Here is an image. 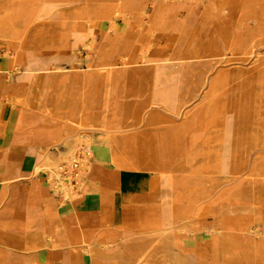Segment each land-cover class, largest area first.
<instances>
[{
  "label": "rangeland",
  "instance_id": "obj_1",
  "mask_svg": "<svg viewBox=\"0 0 264 264\" xmlns=\"http://www.w3.org/2000/svg\"><path fill=\"white\" fill-rule=\"evenodd\" d=\"M123 1L126 9L131 6L126 15L122 11H117L109 16L110 19L113 18L112 21L94 17L91 21H84L77 34L72 33L63 37L64 31L61 26L72 20L68 19L69 14L82 13L86 16V13L95 12L92 14L94 16L101 13L103 8L110 9L109 5L112 4L88 0H0V145L3 144L0 154H5L4 149L16 148L17 134L25 133L27 136L20 137L19 141L30 148L34 159V165L28 173L36 174L34 178L27 180L38 185L43 184L47 192L56 196L60 205L80 200V190H74L58 172L61 170L60 165L61 168L66 166L69 168V154L67 155L65 150H55L59 144L75 145V149L85 146L86 140L82 144L81 135L88 130L78 121L80 113L72 108L73 113H68L53 123L38 116L34 110L27 111L25 103L33 97L34 78L42 75L44 66L51 68L52 72H58L57 67L68 65L70 73L81 72L96 59L95 50L98 49L104 31L109 35H114L115 31L121 32L122 39L125 40L123 43L133 47L135 56L142 51L141 49H147L148 59L144 64L139 65L135 58L133 62L137 64L121 62L119 66L114 67L112 74L116 76L113 79L121 80L119 85L72 81L63 87L64 93L61 98L56 97V89L53 88L44 102L53 107L56 113H61L64 112L63 106L69 102L72 92L85 95L94 92L101 97L98 106H103L105 103L117 108L133 99L132 96H126L124 91L119 92L127 85L132 86L130 82L136 84V89L144 90L146 94L139 98L144 104L139 109L140 121L131 120L132 125L117 127L116 130L121 135H130L134 133L131 131H136L137 138L134 145L138 154L135 156L139 159L150 157L153 153L159 156L160 160L161 156L167 159L165 161L170 165V175L159 169L148 171L152 176L151 179L154 177L156 183L150 187L151 191L154 187L162 188L165 185L164 175H167L171 181L180 176L186 187L184 195H178L176 187H170L171 195L168 203L162 201L164 194L160 192L154 195L159 200L156 204H152L149 200L150 192L146 195V199L137 202L136 211L142 213L143 217L138 219L135 234L125 235L123 243L133 245L141 235L152 228V225H148L149 220H166L160 217L145 218V214L169 213L173 219L180 220L178 213H182L186 215V221L195 223L196 229L192 235L200 242V246L208 247L206 228L212 225V221L217 216L224 213L227 222L235 223L240 219L239 216L245 217V213L264 211V190L258 193L259 187L261 185L264 187V180L257 178L264 175V169L260 168L264 164V158H256L262 148L251 150L245 168L243 165L239 171L241 173L224 183L206 172L209 165L205 161L206 157L212 154L208 147L209 142L216 144L220 139L210 141L217 136L214 132L226 129L215 130L219 123L216 119V107L221 94L211 92L213 84L223 74L221 78L223 81H219L217 86L220 93L223 90L220 88L225 85L233 89L231 103L224 102L231 106L239 102L243 104L251 101L255 88L264 86V0H255L254 6L250 5V8L241 5L245 0H162L167 5L166 14L156 20L151 31L145 28L151 26L152 22L140 12L143 10L148 14L153 13L155 0ZM111 12L114 10L112 9ZM211 26L218 34V49L211 47L208 36ZM5 34L11 35L5 36ZM57 38H60L59 41L56 40ZM89 41H91L89 48L83 45ZM119 51L120 49H117L113 53L114 58L118 56ZM5 52H8L6 57ZM241 53L245 56L237 57ZM70 73L68 76L71 75ZM102 73H107V69L104 68ZM226 73H233L236 77L226 76ZM259 74L262 80L258 79ZM47 78H43V84L48 82ZM7 84V90H4ZM248 91H252V94ZM226 92L223 91L224 94ZM156 93L162 96L170 95L171 99L165 106L156 107L152 102L147 105V102L151 101V95ZM17 95L22 99L16 100ZM96 97L92 96L91 99ZM80 100L81 98L78 97L77 105ZM98 106L91 104L90 114L100 109ZM253 113V109L249 110L247 117H242L239 121L232 119L228 123L233 127L243 124L253 126L256 122ZM9 114L15 116V120L18 115H22L21 119L25 122L20 125L17 124L18 122L8 123L6 116ZM114 119V123L117 124L119 115ZM230 132L229 130V134ZM108 152L112 165L121 168V162L113 159L112 151ZM198 154L200 159L196 162L195 156ZM6 155L16 159L9 153ZM97 155L104 153L98 151ZM83 158L82 164L86 168L80 170L82 186L91 175L97 160L89 154ZM125 161L126 164L130 162L129 159ZM178 162L181 163L178 168H184L181 169L183 171L174 169ZM130 167L133 168H125L137 170L135 166ZM138 176L142 177V175ZM46 178L49 180L48 184L45 182ZM248 190L247 196H240L237 193ZM51 214L54 215L55 223V213H42L41 231L45 230L44 219L49 220ZM255 220L256 222L249 226L246 233L235 230L228 233L232 237L233 252L236 253L225 252L221 264L252 263V260L246 256V251L251 253V248L247 243L248 239L245 238L259 239L258 234L262 231V226L258 223V219ZM3 221L0 224V264H45L30 257L29 249L25 251L27 256L24 262H21L17 258V251L7 248L12 245L9 244V240H13L16 236L14 233L16 224L9 219ZM159 226V224L154 225V228ZM59 233L53 228L52 235L55 238L60 236ZM184 234L187 233L183 232L182 235ZM60 247H62L60 243L53 246V248ZM185 247L190 248L189 245ZM66 260L72 264H81L79 255L71 256ZM206 260L207 264H210L209 255H206Z\"/></svg>",
  "mask_w": 264,
  "mask_h": 264
},
{
  "label": "crops",
  "instance_id": "obj_2",
  "mask_svg": "<svg viewBox=\"0 0 264 264\" xmlns=\"http://www.w3.org/2000/svg\"><path fill=\"white\" fill-rule=\"evenodd\" d=\"M103 2L109 3L105 0H103ZM156 2L157 0L154 1V3ZM242 4L245 7V3L241 2V5ZM129 8L131 9V6ZM102 10L110 11L111 7L110 9H107L106 7ZM109 36L110 39L108 40V53L111 57H113V53L117 51V49H120L121 51V47L123 44H125L123 43L125 40L122 39L121 32L118 31H115L114 35ZM140 53L135 56V51L132 47L129 53L131 60L138 58ZM132 64H135V62H132ZM85 67L86 69L84 68L81 72L70 73V70L68 71V73L71 74L69 76L71 83L72 81H81L82 83H101L103 85L117 83V85H119V82L121 81L118 78L113 79V77L116 75H113L112 71L116 66L111 67L110 71H108V66L101 63L92 67ZM104 68L107 69V73L105 74L102 73ZM108 73L109 79L107 81ZM86 74L88 75L86 76ZM220 77L211 88L212 93L215 91L221 94L218 98L219 102L217 105H219L223 100L228 101V99L230 100L233 98V89L227 88L226 85L220 88L223 89L221 90V93L218 90V82L223 81L221 79L222 77ZM130 83H132V86L127 85V87L122 88L123 90H119L121 93L124 91L126 96L133 97L132 100L127 101L122 107L115 108L114 106H110L109 104L105 103L103 106H98L100 104L101 97L96 95L94 92H92L93 94L90 95L72 92L70 100L67 102V108L64 110V112L62 111L61 113H56L55 111V114L63 118V116L66 115L65 113H73L72 108H75L80 113L79 116H81L82 114L79 111V108L82 103L86 101L88 105L92 104L100 107V109L95 111L94 114L89 113L94 118V120L102 119V116L99 112L103 111L105 108L106 117L103 118L104 125H106V128H104L106 129L105 131L118 133L116 130L117 127L130 126L133 124L131 123V120H134L135 122L140 121L139 109L144 105L139 100V98L141 95H145L146 92L144 90L141 91L140 89H136L135 83ZM224 90L227 91L225 94L223 93ZM92 96L97 97L91 99ZM151 96V101H148L147 105L152 102V104H154L156 107L159 105L165 106L169 99H171L170 95L162 96V94L159 93L152 94ZM78 97H80L81 100L77 105L76 102ZM84 98H87V100H84ZM217 111L218 106L216 107V112ZM36 114L53 123L61 119L59 118L58 120H53L52 117H49L46 114L37 112ZM117 115H119V121H117L116 124L114 123V118ZM23 117H25V115H23ZM21 118L22 115H18L17 119L15 120V116L9 114L6 116V121L8 123L18 122L17 124L20 125L22 122H25L22 121ZM231 120L228 122L230 123ZM229 126L231 129L234 128L232 124H229ZM216 128H218V125ZM86 129L89 132L93 131L92 129ZM229 130L230 129H228L227 126L225 130L214 132L217 136L210 141L217 140L221 137L230 138L228 137ZM132 132L134 133L130 135H121L119 133L121 137H119L120 139H118L117 142L120 147V154L117 151V154H115V152L109 147L107 143L97 146V150L102 151L104 155H97L98 151L94 152L93 157H96L97 160L94 163L91 175L80 189V200L77 202L69 201L64 205H60L56 196L47 192L43 184L38 185L35 182L27 180L34 178L36 174L34 175V173H28L34 165V159L32 158L30 148L19 141L20 137L24 138L27 136L25 133L22 134L19 132L17 134L18 141L15 145L16 148L14 147L10 150H3L5 154H0V224L3 223V220L5 219H9L13 222V224H16V231H14L16 236L13 237V240H9V244L12 245L7 246V248L17 251V258L21 262H24V259L27 256L25 251L29 249L31 251L29 252L30 257H33L35 261L43 262L45 264H72L66 259L77 255L80 256L81 264H130L135 257V250L144 248L150 244L149 239L142 241L143 238L141 237H139L133 245H126V242L123 243V241H125V235L135 234L137 231L136 228L138 225V219L143 217L142 213L140 214L136 211L137 202H141L146 199V195H148L150 192L149 200L152 204H156L159 200L154 195H157V193L160 192L164 194L162 201L165 200V202L168 203L171 195L170 187H176L178 195H184L186 183L181 180L180 176L176 179H172V181L168 179L167 175H170V165H167L165 161L167 159L163 158V156H161V160L159 159V156L154 155V153L153 155L151 154L150 157H146L144 159H139L136 157L135 155L138 154V150L136 145H134V142H136L137 133H135V130L131 131V133ZM189 133H191V131ZM34 136L37 137L39 135ZM200 146H202L201 143ZM0 149L2 151L3 144L0 145ZM107 150L112 151L113 159L119 160V162H121V168L112 165L110 161V155ZM214 150L215 149H213V152H215ZM261 150H263V148ZM8 153L16 159L9 158V156L6 155ZM195 158L196 162H198L200 159V154L195 156ZM127 159L130 160L128 164H126L125 161ZM207 159L208 157H206L205 161L210 168H208L206 172L216 176V178H218L219 181L221 180L222 183L229 181L231 178L241 173H233L234 167L232 161H227L226 159L225 163L217 164ZM246 160L247 159L241 163L244 164V168ZM130 166H135V169L137 170H129L125 168L128 167L132 169L133 167ZM178 166H181L180 162H178V165L174 167V169L177 168L179 171L181 169L184 170V168L180 169ZM219 167L222 168L220 169ZM152 169H159L160 171L167 173V175H164V178L166 179L165 185L162 186V188L153 186V191H151L150 187L153 184H156L154 182L155 179H153L154 177L151 179L152 176L148 174V171ZM147 174L148 176L143 177ZM138 175H142V177H139ZM258 191H260V188ZM247 192L248 191H241L237 193L240 196H247ZM42 213H55L56 216L55 223L53 219L54 215L52 214L50 215L49 220L44 219V231H41L40 229L42 224ZM245 215L247 219H245V217L239 216L238 218L240 219H237L235 223L227 222L224 218V213L220 216H217L212 221V225L206 228L205 234L209 240L207 244L208 247H205L200 246V242L195 236L192 235V232L196 229L194 225L195 223L186 221V215L178 213V218L180 219L178 220L173 219L169 213L145 214V218H166L164 221H155V219L149 220L150 222L148 225H152V228L146 231L145 234L151 235V231L157 229H164L167 231L170 230L171 234L169 237L171 238V241H160L157 243V248H154L153 255L149 259L150 264H164V259L158 252L164 248L174 249L177 251L175 264H185L186 259L192 261L193 264H197V259L198 264H207L206 255L210 256V264H217V261L212 258V251L214 249L222 248L223 252L221 262H223V255L225 252L232 254L236 253V251L233 252V248L231 246L232 237H230L228 234L230 231L235 230L240 233H246L249 226L256 222L255 219H258V223H261L262 226V231L259 233H264V211H254V213H245ZM157 224L160 226L158 228H154V225ZM53 228H56V230L60 232L59 237L57 236L55 238L52 235ZM183 232L187 234L182 235ZM247 239V243L251 248V253L246 251V256L252 260V263L250 264H255V258L252 255L254 240H251L248 237L245 238V240ZM59 243L62 245V247L53 248V246L58 245ZM185 245H189L190 248L186 249ZM127 250H130L131 252L128 253Z\"/></svg>",
  "mask_w": 264,
  "mask_h": 264
},
{
  "label": "bare ground",
  "instance_id": "obj_3",
  "mask_svg": "<svg viewBox=\"0 0 264 264\" xmlns=\"http://www.w3.org/2000/svg\"><path fill=\"white\" fill-rule=\"evenodd\" d=\"M88 1L103 2V0H88ZM105 1L112 4V5H110V7H111L110 11L102 10L103 12L101 11V13H99V14H94V16H92V14L95 12L86 13L87 14L86 16H85V14H82V13L78 14V15L77 14H73V15L69 14L68 19H72V20L67 21V23L65 25L61 26L62 31H64L63 37L67 36L69 34H72V33L77 34L78 31L82 28L84 21H91L92 18H94V17L102 18L104 20L105 19L109 20L110 19L109 16L112 14H115L117 11H120V12L122 11L126 15L127 12L130 10V8L126 9L124 7L125 1H123V0H105ZM244 3H245L244 4L245 7L250 8V5H252V7L254 6L255 0H245ZM112 9L114 10V12H111ZM166 9H167V5L162 0H157V2L154 5V8H153V13L148 14L146 11L141 10L140 13L142 14V16L146 17L147 19H149L152 22L151 26L148 24L149 26L147 28H145V30L151 31V27L153 30V27H154V24L156 23V20L159 19V17L165 13ZM99 15H101V16H99ZM106 15H107V17H106ZM112 19H110V21H112ZM125 21H127V20H125ZM241 22L243 23V21H241ZM243 27H245V26H243ZM233 33H234V31H233ZM10 35L11 34H5V36H10ZM208 36H209V40L211 41V47L213 49H218L219 48L218 34L215 32V29H213V26H211L210 33ZM179 38H180V35H179ZM59 39L60 38H57L56 40L59 41ZM109 39H110L109 33L107 31H104L101 42L99 43L98 49L95 50L96 51V59L88 67H92V66H95V65H98L99 63H101V64L108 66V71H110L111 67L119 66V63H121V62L122 63H128V62L132 63L133 62V60H131L130 55H129L131 47L127 46L126 43L122 45L121 51L118 53V56L116 58L111 57L108 53V49H109V47H108L109 41L108 40ZM148 44H150V43H148ZM83 45L84 46L86 45V47L89 48V46L91 45V41H89L88 43L85 42V43H83ZM236 46H237V44H236ZM254 46H255V44H254ZM232 52H234V51H232ZM7 55H8V52H5L4 56L6 57ZM233 55L236 56L235 54H233ZM243 56H245V55L242 53L240 55L239 54L237 55V57H243ZM147 59H148V51L146 48H143L141 53H140V56L137 58L138 61L137 60L136 61H137V63H139V65L140 64L142 65V63L144 64ZM137 63H135V64H137ZM67 66L64 65L61 67H57L58 72H52L51 68H48L46 66H44L42 68V70H43L42 75L38 76V78H34V81H35V83H33L34 95L32 98H30L29 101H27L25 103V108L27 111L28 110H30V111L34 110L37 113L46 114L49 117H52L53 120H58L59 118H62V117L57 116L55 114L53 107H51L49 104H46L44 102V99L46 98L47 94L51 92V90L53 88L56 89V97L57 98L62 97V94L64 93L63 87H65L66 83L70 82V77L68 76V71L70 70V68ZM44 74L47 76H45ZM227 75H232V76L236 77L233 73H226V76ZM45 77H48L47 78L48 82L46 84H43L44 83L43 78H45ZM221 77H223V74ZM108 79H109V73L107 74V81H108ZM258 79L259 80L263 79L261 77V74H259ZM263 81H264V79H263ZM7 87H8V84L6 85L5 90H7ZM252 89L254 90V88H252ZM252 89H250V90H252ZM248 92H250V91H248ZM4 95H6V94H4ZM245 95L248 96V94H245ZM248 97H250V96H248ZM5 98H6V96H5ZM15 99L20 100L21 96L17 95L15 97ZM251 99H249L251 101L244 102L243 104H241L239 102L238 104H235V105L233 104V106L227 105V103H224V102H230L231 103L232 99H230V100L228 99V101L224 100V101L220 102V104L218 105V111L216 112L217 113L216 119L219 121L218 128H216V129L218 130L220 128L219 130H221V128H226L228 126V128L231 131L229 136H228L230 138H220L219 140H217L216 144L209 142V145H208L212 154L210 156H208L207 160L213 161L217 164L225 163L226 159H227V161H232V164L234 167V170H233L234 174L240 173L239 171H241L240 169H242V166L244 165L241 163H243V161L245 159H248L247 156L251 150L256 149V148H263V150L258 152L259 155L256 158L257 159L262 158V157L264 158V86H257L255 88L254 93L251 95ZM63 107H64V109H66L67 105H65ZM89 109H90V105H88L87 102L84 101L79 108V111L81 112L82 115L78 118V121H80L81 124L85 125L86 128L93 130V132L88 131V132H85L82 134L81 143L83 144V142L86 140V144H84L85 145L84 147L87 150L88 154L93 157L94 152L96 151L95 149H97V146L100 144H106V143L115 152V154H117L116 151L120 152V150H119L120 147H119V144L117 141H118V139H120L119 137H121V135L119 133H115V132L114 133L113 132H107V131H105L106 129H104V128H106V125H104V121H103V118L106 117L105 108L103 111L99 112L102 116V119H100V120H94V118L89 114L90 113ZM252 109L254 112L253 116H254V119L256 121V122H254L253 126H247V124H243L241 126H236V127L234 126V128H232V129L230 128L228 121H230L231 119H233L235 121H239L242 117H245V116L247 117L248 111L252 110ZM65 114H67V113H65ZM63 117H65V116H63ZM92 134H95V136H93ZM213 149H215L214 150L215 152H213ZM208 168H210V167H208ZM213 168H214V166H213ZM260 168L264 169V164ZM257 178H259L261 181H263L264 175L257 177ZM256 181H258V180H256ZM263 183H264V181H263ZM259 188H260V191L264 190L263 186H260ZM260 191H258V193H260ZM247 195H249V190L247 192ZM254 234H255V232H254ZM256 234H258V233H256ZM170 235H171L170 230L167 231L164 229H157V230L151 231V235H147V234L141 235L140 237L143 238L142 241L149 239L150 244H148L144 248L135 250L136 251L135 257L131 261L130 264H150L149 259L153 255V251H154V248L156 247L157 243L160 241H164V242L171 241V238H169ZM149 236H151V237H149ZM258 236H259L258 237L259 239L258 240L254 239V242H253V253H252V255L255 258V264H264V233H262V234L259 233ZM222 241H224V240H222ZM217 244H218V242H217ZM223 244H224V242H223ZM158 252L160 253V256L163 257L164 264H175L176 263L175 259L177 257V251H175L174 249L164 248V249L159 250ZM222 252H223L222 248L214 249L212 251V258H214L217 261V264H221ZM161 261H162V259H161ZM185 264H193V262L186 259Z\"/></svg>",
  "mask_w": 264,
  "mask_h": 264
},
{
  "label": "built area",
  "instance_id": "obj_4",
  "mask_svg": "<svg viewBox=\"0 0 264 264\" xmlns=\"http://www.w3.org/2000/svg\"><path fill=\"white\" fill-rule=\"evenodd\" d=\"M75 145H65V144H59V146L55 147V150H65L67 152L68 158L70 159V164L65 168H61L60 165L59 169H61L59 174L63 175L65 178H63L64 181H66L67 184H70L74 190H80L82 188V185H80V181H82L80 170L85 169L86 167H83L82 160L83 157L86 158L88 156V152L85 149L84 146L75 149ZM92 157V156H91ZM78 177V179H77ZM80 178V179H79ZM46 183H49L48 178L45 179Z\"/></svg>",
  "mask_w": 264,
  "mask_h": 264
}]
</instances>
